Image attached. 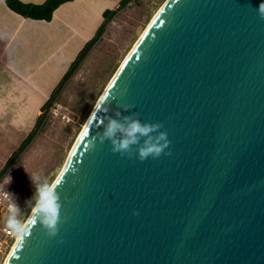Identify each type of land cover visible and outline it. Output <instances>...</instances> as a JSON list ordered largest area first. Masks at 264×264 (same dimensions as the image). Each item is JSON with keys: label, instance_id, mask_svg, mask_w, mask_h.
I'll use <instances>...</instances> for the list:
<instances>
[{"label": "water", "instance_id": "1", "mask_svg": "<svg viewBox=\"0 0 264 264\" xmlns=\"http://www.w3.org/2000/svg\"><path fill=\"white\" fill-rule=\"evenodd\" d=\"M261 2L169 1L59 179L58 234L32 217L7 264H264ZM101 116L162 123L171 155L90 149Z\"/></svg>", "mask_w": 264, "mask_h": 264}, {"label": "crops", "instance_id": "2", "mask_svg": "<svg viewBox=\"0 0 264 264\" xmlns=\"http://www.w3.org/2000/svg\"><path fill=\"white\" fill-rule=\"evenodd\" d=\"M20 1L41 5L47 0ZM121 1L74 0L47 21L24 17L0 0V173L36 128L72 64L98 36L106 12Z\"/></svg>", "mask_w": 264, "mask_h": 264}, {"label": "rangeland", "instance_id": "3", "mask_svg": "<svg viewBox=\"0 0 264 264\" xmlns=\"http://www.w3.org/2000/svg\"><path fill=\"white\" fill-rule=\"evenodd\" d=\"M167 1L132 0L113 19L90 58L63 87L47 111L44 123L33 141L0 180V184L12 194L19 206L18 218L23 224L32 213L26 203L35 192L30 175L50 184L56 182L87 125L94 104L106 92L138 40Z\"/></svg>", "mask_w": 264, "mask_h": 264}, {"label": "clouds", "instance_id": "4", "mask_svg": "<svg viewBox=\"0 0 264 264\" xmlns=\"http://www.w3.org/2000/svg\"><path fill=\"white\" fill-rule=\"evenodd\" d=\"M257 13L259 18L264 20V2H261L257 8ZM110 87V86H109ZM109 93L104 92V94L99 98V100L93 106V112L90 118L87 120V124L91 125L93 123V118L96 117L97 113H107L110 109L105 105H109ZM125 111L129 108L134 107L130 104L122 105ZM138 117V114H136ZM116 116H120V112H116ZM105 119L107 124H104ZM103 126V132H97L93 141L90 142V149H94L98 141L103 144L105 141L110 142L111 151L113 153H118L121 156H127L131 159L133 156L131 153V145L137 144L140 137L149 136L152 132H157L158 135L154 138H149L146 140L145 146L138 149L137 155L135 156L138 160L144 161L149 157L153 159H158L161 155H171L170 151H166L171 144L168 139V133L166 131H161L163 128L162 123H144L142 124L138 118L124 117L123 122L107 116H101L97 128ZM87 132L88 129L86 128ZM121 133L122 137L117 139V133ZM30 179L35 187V192L30 200L26 203L31 208L33 214V219L38 221L41 227L45 230L46 234L52 238L58 234V225L61 220L60 210V195L56 191L57 186L61 184V180L57 179L55 184H50L47 181L39 180L34 175H30ZM11 177H9V182ZM11 197V207L9 213L6 217V225L8 229L16 234L27 235L24 224L18 218L20 214V208L15 203L12 194L8 193ZM134 215H138L136 211L133 212Z\"/></svg>", "mask_w": 264, "mask_h": 264}, {"label": "trees", "instance_id": "5", "mask_svg": "<svg viewBox=\"0 0 264 264\" xmlns=\"http://www.w3.org/2000/svg\"><path fill=\"white\" fill-rule=\"evenodd\" d=\"M74 0H47L45 3L41 5H33L26 4L20 0H6L8 6L14 10L16 13L35 20H47L50 21L53 18L54 12L63 4L67 2H71ZM132 0H122L118 8L112 11L106 12V22L102 29L100 30L98 36L92 40L86 48L80 53L76 61L72 64L70 70L65 75L64 79L57 87L53 95L51 96L48 103L44 106L43 114L39 117L36 129L30 134V136L26 139V141L22 144V146L13 154V156L8 161L6 167L0 173V180L4 177L6 172L10 169V167L19 159L22 153L26 150V148L33 141L34 137L37 134L38 129L44 123L46 118L47 111L53 106L55 100L57 99L59 93L63 89V87L74 77L76 71L82 66L83 62L94 48L97 42H99L106 31L109 23L125 8H127Z\"/></svg>", "mask_w": 264, "mask_h": 264}, {"label": "built area", "instance_id": "6", "mask_svg": "<svg viewBox=\"0 0 264 264\" xmlns=\"http://www.w3.org/2000/svg\"><path fill=\"white\" fill-rule=\"evenodd\" d=\"M10 193L3 184H0V264H5L7 258L16 244L20 234L8 229L6 217L11 207ZM11 194V193H10Z\"/></svg>", "mask_w": 264, "mask_h": 264}, {"label": "bare ground", "instance_id": "7", "mask_svg": "<svg viewBox=\"0 0 264 264\" xmlns=\"http://www.w3.org/2000/svg\"><path fill=\"white\" fill-rule=\"evenodd\" d=\"M169 1H170V0H168V1L163 5V7L159 10V12L157 13V15L154 17V19L152 20V22L149 24V26H148V28L146 29L145 33H144V34L142 35V37L138 40V42H137L136 45L134 46L133 50L130 52V54L128 55V57L126 58V60L124 61V63H123L122 65H125L126 61H127L128 58L130 57V55L133 53L134 49L138 46V44L140 43V41L143 39L144 35H145V34L148 32V30L151 28V26H152V24H153V21L156 20V18L160 15V13H161V12L163 11V9L166 7V5L169 3ZM121 68H122V66L120 67V69H121ZM120 69L118 70V72L120 71ZM118 72H117V73H118ZM117 73H116V75H117ZM116 75H115L114 78L112 79L110 85H111L112 82L114 81ZM109 88H110V87L108 86L106 92L108 91ZM87 125H88V124H87ZM87 125L85 126V128L87 127ZM85 128H84V129H85ZM83 131H84V130H83ZM83 131H82V133H83ZM82 133H81V135L79 136V138H78V140H77V142H76V144H75V146H74V149H75V147H76L78 141L80 140V137L82 136ZM74 149L72 150V153H73ZM72 153H71V155H72ZM71 155H70V157H71ZM69 160H70V158L68 159V163H69ZM68 163L66 164L64 170L62 171V173L60 174V176L58 177V179H60V178L62 177L63 173L65 172V170H66V168H67V166H68ZM54 184H55V183H54ZM32 217H33V214L31 213V215L28 217L27 222L24 224L25 229H26L27 225L29 224V222L31 221ZM21 235H22V234H20V236H19V238H18L16 244L13 246V248H12V250H11V252H10V254H9V256H8L7 261H6L5 264L8 263V261H9L11 255H12V252L14 251V249H15L16 246H17V243H18V241H19Z\"/></svg>", "mask_w": 264, "mask_h": 264}, {"label": "snow or ice", "instance_id": "8", "mask_svg": "<svg viewBox=\"0 0 264 264\" xmlns=\"http://www.w3.org/2000/svg\"><path fill=\"white\" fill-rule=\"evenodd\" d=\"M153 23H156V21L154 20ZM122 67H123V65H122ZM109 86L111 87V85H109ZM84 134L87 135V132L85 131Z\"/></svg>", "mask_w": 264, "mask_h": 264}]
</instances>
